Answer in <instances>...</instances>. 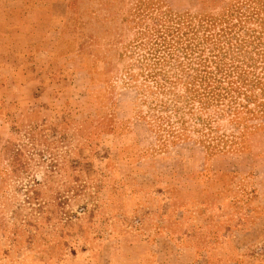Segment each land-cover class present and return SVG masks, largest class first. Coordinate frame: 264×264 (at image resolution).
Masks as SVG:
<instances>
[{"label": "rangeland", "instance_id": "374dc122", "mask_svg": "<svg viewBox=\"0 0 264 264\" xmlns=\"http://www.w3.org/2000/svg\"><path fill=\"white\" fill-rule=\"evenodd\" d=\"M0 264H264V0H0Z\"/></svg>", "mask_w": 264, "mask_h": 264}]
</instances>
